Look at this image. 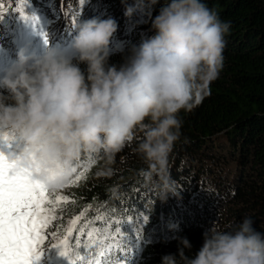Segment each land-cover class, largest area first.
<instances>
[{
    "label": "clouds",
    "instance_id": "1",
    "mask_svg": "<svg viewBox=\"0 0 264 264\" xmlns=\"http://www.w3.org/2000/svg\"><path fill=\"white\" fill-rule=\"evenodd\" d=\"M137 10L126 3L124 14ZM148 24L152 34L131 45L120 65L109 63L114 51L124 52L112 46L118 22L92 17L78 22L66 48H21L0 77L7 93L0 94V126L18 134L45 167L60 165L53 180L34 176L50 190L67 182V164L81 152H102L111 163L139 129L135 151L147 166L141 175L148 183L160 178L162 199L172 193L169 157L181 135L179 114L196 107L218 78L230 23L205 0H165ZM253 224L245 217L235 230H221L213 222L194 255L185 252L192 248L187 237H174L178 251L161 264H264V231ZM49 239L40 257L50 253Z\"/></svg>",
    "mask_w": 264,
    "mask_h": 264
},
{
    "label": "trees",
    "instance_id": "2",
    "mask_svg": "<svg viewBox=\"0 0 264 264\" xmlns=\"http://www.w3.org/2000/svg\"><path fill=\"white\" fill-rule=\"evenodd\" d=\"M126 3H135L138 9L131 18L124 14ZM164 3L165 0H7L5 7L28 15L36 11L46 17L61 6L72 9L75 24L73 19H62L57 24L59 29L65 23L69 31H75L80 20L114 18L118 30L112 46H122L124 52L114 51L109 63L120 65L131 45L152 34L149 15H155ZM205 3L222 21L230 23V30L225 36L223 68L218 78L196 107L179 114L181 135L169 157L173 194L162 199L160 178L154 177L148 183L141 175V169L147 166L135 151L142 139L137 129L133 140L111 163L106 162L102 152H81L74 159L77 174H85L62 189L63 196L68 197L61 202L63 215L57 209L60 219L52 221L46 232H55L63 239L68 220L88 205H92L89 217L96 214L97 208L107 209L105 219L115 216L125 222L129 232L140 231L141 240L131 250L130 264H161L162 256L177 253V236L188 238L192 248L185 252L194 255L203 243V232L213 222L221 230H235L249 217L257 230L264 231V0ZM4 64L0 62V66ZM4 74L5 71L0 77ZM0 94L7 93L0 89ZM0 133L12 137L0 140V151L19 155L25 146L19 135L3 126ZM142 217L147 219L140 223ZM55 242L58 241L50 238L48 249ZM57 257L68 259L59 253H48L40 257V264H52Z\"/></svg>",
    "mask_w": 264,
    "mask_h": 264
},
{
    "label": "snow or ice",
    "instance_id": "3",
    "mask_svg": "<svg viewBox=\"0 0 264 264\" xmlns=\"http://www.w3.org/2000/svg\"><path fill=\"white\" fill-rule=\"evenodd\" d=\"M22 19L38 29L44 44L49 45V33L45 29L50 21L44 14L33 11ZM72 23L75 24L74 19ZM10 139L8 133H0V140ZM59 170V164L42 165L36 153L26 146L15 156L0 151V264H33L40 259L49 237L58 241L50 249H59L61 256L69 258V264H130L131 250L141 240L140 231L129 232L125 222L115 216L105 219L107 209L97 208L96 214L89 217L87 212L92 205H88L68 220L63 239L55 232L45 231L52 221L60 219L57 209L63 215L61 202L68 200L57 194V189L74 184L85 174L84 171L77 174L76 162L72 160L67 164V182L55 190L34 179L43 173L53 180ZM146 219L142 217L139 222Z\"/></svg>",
    "mask_w": 264,
    "mask_h": 264
},
{
    "label": "rangeland",
    "instance_id": "4",
    "mask_svg": "<svg viewBox=\"0 0 264 264\" xmlns=\"http://www.w3.org/2000/svg\"><path fill=\"white\" fill-rule=\"evenodd\" d=\"M64 15L67 19H69L72 16V11L69 8H63L62 6L56 9L55 11L51 12V15L47 17L49 19V24L47 25V29L53 28L58 22L60 16ZM62 41L66 40V38L61 39ZM39 42H36L32 44L30 47V50L37 47ZM21 48H15L7 44V42L4 40V37L2 36L0 32V62L4 61L5 64L0 66V75L11 65L12 61L14 60L16 53ZM36 54H40L42 52H35Z\"/></svg>",
    "mask_w": 264,
    "mask_h": 264
},
{
    "label": "bare ground",
    "instance_id": "5",
    "mask_svg": "<svg viewBox=\"0 0 264 264\" xmlns=\"http://www.w3.org/2000/svg\"><path fill=\"white\" fill-rule=\"evenodd\" d=\"M38 8V7H37ZM63 42V41H62Z\"/></svg>",
    "mask_w": 264,
    "mask_h": 264
}]
</instances>
